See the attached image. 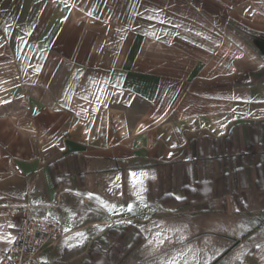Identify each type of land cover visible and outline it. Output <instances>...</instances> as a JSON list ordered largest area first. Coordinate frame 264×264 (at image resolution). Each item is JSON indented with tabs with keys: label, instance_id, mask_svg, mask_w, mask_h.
<instances>
[{
	"label": "crops",
	"instance_id": "1",
	"mask_svg": "<svg viewBox=\"0 0 264 264\" xmlns=\"http://www.w3.org/2000/svg\"><path fill=\"white\" fill-rule=\"evenodd\" d=\"M65 2L0 0V253L29 204L50 264H264V0Z\"/></svg>",
	"mask_w": 264,
	"mask_h": 264
},
{
	"label": "built area",
	"instance_id": "2",
	"mask_svg": "<svg viewBox=\"0 0 264 264\" xmlns=\"http://www.w3.org/2000/svg\"><path fill=\"white\" fill-rule=\"evenodd\" d=\"M17 174L22 171L13 166ZM11 217H21L19 227L13 234L12 242L0 253V264H50L41 259L42 253L56 245L61 237V227L44 218L29 204L8 207Z\"/></svg>",
	"mask_w": 264,
	"mask_h": 264
},
{
	"label": "snow or ice",
	"instance_id": "3",
	"mask_svg": "<svg viewBox=\"0 0 264 264\" xmlns=\"http://www.w3.org/2000/svg\"><path fill=\"white\" fill-rule=\"evenodd\" d=\"M65 7L69 8V11H70L72 7H79V5H77L75 3V0H72L71 3L67 2V0H66ZM153 11H155V10H153ZM88 15L91 16L92 13L89 12ZM67 19H68L67 17L62 18L61 23H64ZM161 22H163V21H161ZM34 71L38 75L40 73V71H41V68L40 67H36L34 69ZM116 87H119V85L117 84ZM0 103H10V101H0ZM34 114H38V113H34ZM141 127L143 128L144 126L141 125ZM173 147H175V145H173ZM144 176H146V173H143V172L139 173V174H137L135 172L130 173L131 183H132V187L134 189V193L133 194L137 195L138 199H139V202L141 204H143L145 207H147V204L145 203L143 196H140L139 193H137L135 191V189L137 187H139L141 190H143V177ZM116 180L119 181L120 177H117ZM116 187H120V185L116 184ZM121 195H122V193H121ZM88 198L97 200L101 204L102 207H104L107 210H109L112 214H116V208H117L116 205H114V204L113 205H109L107 202L101 200L100 197L94 196V194H92V193L88 194ZM134 209H135V205L134 204H129L127 206V211L128 212H133ZM237 211H239V209H237ZM9 227H14V225H9ZM65 231H69V229H65ZM100 231H103V228H100ZM77 235L80 236L82 239L86 238L84 233H78ZM157 235H159V234H157ZM0 242H5L3 237H0ZM160 243L162 244L163 241L161 240ZM257 247H259V245ZM173 264H174V262H173Z\"/></svg>",
	"mask_w": 264,
	"mask_h": 264
},
{
	"label": "trees",
	"instance_id": "4",
	"mask_svg": "<svg viewBox=\"0 0 264 264\" xmlns=\"http://www.w3.org/2000/svg\"><path fill=\"white\" fill-rule=\"evenodd\" d=\"M107 236L111 242V246L107 251V254L111 259V264H116L124 256L125 252L128 251V248L123 247L119 242V240L123 236V232H117L115 234H112V232H108ZM89 256H93V253L91 251H89ZM96 264H100L98 259Z\"/></svg>",
	"mask_w": 264,
	"mask_h": 264
}]
</instances>
